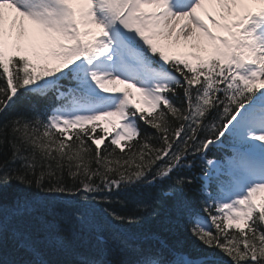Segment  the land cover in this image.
Returning a JSON list of instances; mask_svg holds the SVG:
<instances>
[{
	"label": "snow or ice",
	"instance_id": "1",
	"mask_svg": "<svg viewBox=\"0 0 264 264\" xmlns=\"http://www.w3.org/2000/svg\"><path fill=\"white\" fill-rule=\"evenodd\" d=\"M25 96L54 103L17 108ZM195 179L199 210L184 200ZM13 184L34 196L11 201L13 219L43 200L69 231L95 204L120 225L156 215L158 198L111 205L159 186L201 245L264 264V0H0V244ZM98 239L120 247L110 228ZM164 247L134 264H217Z\"/></svg>",
	"mask_w": 264,
	"mask_h": 264
},
{
	"label": "trees",
	"instance_id": "2",
	"mask_svg": "<svg viewBox=\"0 0 264 264\" xmlns=\"http://www.w3.org/2000/svg\"><path fill=\"white\" fill-rule=\"evenodd\" d=\"M53 103L50 98L41 100L25 96L16 107H20L21 104H32L37 108H46ZM219 154L218 151L213 150L209 156ZM199 173V167L191 171L194 178L198 177ZM201 183L202 181L195 179L184 197L185 202L197 210L200 208ZM160 192L161 189L157 186L115 194V197L128 198L126 206L120 203L111 205L123 214H132L136 202L159 199L158 213L145 216L137 224L112 223L101 212V208L108 205L95 204L88 209L89 214L95 217L94 223H75L69 231L68 223L62 219L63 213L44 201L37 203L30 214L13 219L9 214L11 201L16 196L27 195L34 198L32 192H27L19 185L13 184L4 193V238L0 244V264H31L32 261L37 260H44L47 264H68V261L76 255H86L105 262L119 260L121 264H134L139 258L138 249L155 252L161 245L165 246L163 252L168 259L172 258V253L182 252L192 258L207 256L217 261V264L220 262L230 264L228 258L218 249L204 247L189 233L183 209L171 199L161 197ZM109 228L116 232L120 245L118 250L98 239L99 230ZM21 234L31 238L35 252L23 247L19 240ZM56 237H67L63 247L55 244Z\"/></svg>",
	"mask_w": 264,
	"mask_h": 264
},
{
	"label": "rangeland",
	"instance_id": "3",
	"mask_svg": "<svg viewBox=\"0 0 264 264\" xmlns=\"http://www.w3.org/2000/svg\"><path fill=\"white\" fill-rule=\"evenodd\" d=\"M12 14H14V13H12ZM203 14V13H202Z\"/></svg>",
	"mask_w": 264,
	"mask_h": 264
}]
</instances>
